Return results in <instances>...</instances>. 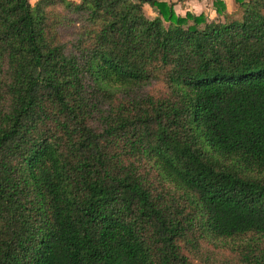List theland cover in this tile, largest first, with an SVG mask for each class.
<instances>
[{
	"label": "trees",
	"instance_id": "trees-1",
	"mask_svg": "<svg viewBox=\"0 0 264 264\" xmlns=\"http://www.w3.org/2000/svg\"><path fill=\"white\" fill-rule=\"evenodd\" d=\"M237 1L0 0V264H264V0Z\"/></svg>",
	"mask_w": 264,
	"mask_h": 264
},
{
	"label": "crops",
	"instance_id": "crops-1",
	"mask_svg": "<svg viewBox=\"0 0 264 264\" xmlns=\"http://www.w3.org/2000/svg\"><path fill=\"white\" fill-rule=\"evenodd\" d=\"M165 1H171V0H165ZM185 1V0H183ZM209 0H186V2H181L179 0H174V2L176 3L175 5V9L177 11L178 14L180 15H185L187 13V11H191L195 14H200V13H205L206 15L208 14L209 11H207L209 9L208 7V2ZM227 3V13H233L232 10H236L238 1L237 0H225ZM183 3H186V9L183 8ZM233 8V9H231ZM211 14V13H210ZM211 17V15H210ZM212 18V17H211ZM216 18V17H215Z\"/></svg>",
	"mask_w": 264,
	"mask_h": 264
},
{
	"label": "rangeland",
	"instance_id": "rangeland-1",
	"mask_svg": "<svg viewBox=\"0 0 264 264\" xmlns=\"http://www.w3.org/2000/svg\"><path fill=\"white\" fill-rule=\"evenodd\" d=\"M33 4H35L38 0H30ZM165 1V0H164ZM173 1L174 0H171L169 3H173ZM179 1H181V2H186V0L185 1H183V0H179ZM214 1L215 0H209L207 3V5H208V7H209V9L207 10V11H209L208 12V14H207V17H209L210 19H214L215 17H217L218 16V13H217V10H216V6L214 5ZM225 1V0H224ZM177 3V2H176ZM225 3H226V1H225ZM239 3V2H238ZM178 4V3H177ZM226 5H227V3H226ZM186 3H183V8L184 9H186ZM237 9H239V4H237ZM227 9H228V7H227ZM231 9H233V8H231ZM236 9V10H237ZM145 10H146V13L149 15V16H151V17H156L157 15H158V12H157V9H155V8H153L150 4H146L145 5ZM236 10H232L233 12L234 11H236ZM190 11V10H189ZM227 11V10H226ZM188 12V11H187ZM211 13V14H210ZM210 15H211V17H210Z\"/></svg>",
	"mask_w": 264,
	"mask_h": 264
}]
</instances>
